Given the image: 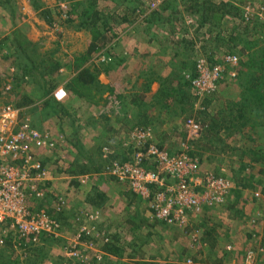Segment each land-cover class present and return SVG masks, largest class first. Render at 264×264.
<instances>
[{"label": "rangeland", "instance_id": "obj_1", "mask_svg": "<svg viewBox=\"0 0 264 264\" xmlns=\"http://www.w3.org/2000/svg\"><path fill=\"white\" fill-rule=\"evenodd\" d=\"M165 1L107 0L93 9L91 0H0V126L7 130L1 112L11 106L21 110V121L54 140L53 150L37 152L48 176L37 184L44 197H29V207L61 224L58 236L43 234L21 248L19 241L9 242L0 248V264H94V258L97 264H231L229 255L246 264L249 252L252 262L264 264V165L244 152L248 146L240 137L223 129L206 137L213 123L203 119V111L211 117L239 99V63L264 46V0ZM168 9L169 21L160 22ZM155 13L160 18L154 22ZM231 54L237 65L225 64ZM203 58L226 72L211 99L197 98L186 85ZM44 60L60 63L58 74L44 76ZM84 69H90L86 86L74 82ZM165 84L174 90L169 101L159 97ZM50 99L61 116L45 108ZM188 120L202 132L191 133ZM148 129L147 143L136 141V132ZM254 136L255 150L264 154L262 129ZM105 146L121 162L150 146L170 157L186 156L197 163V191L214 179L231 187L220 203L202 199L201 212L190 213L185 228L154 222L149 202L129 182L97 170ZM78 159L97 171L78 175ZM142 167L161 166L148 159ZM98 173L126 189L125 197L104 196L101 186L92 185ZM108 243L111 252L103 251Z\"/></svg>", "mask_w": 264, "mask_h": 264}, {"label": "built area", "instance_id": "obj_2", "mask_svg": "<svg viewBox=\"0 0 264 264\" xmlns=\"http://www.w3.org/2000/svg\"><path fill=\"white\" fill-rule=\"evenodd\" d=\"M238 61V56L231 54L225 57L224 62L237 65ZM196 62L197 76L188 75V81L199 97L215 94L219 83L224 80V65H212L205 58ZM1 116L7 130L2 128L3 124L0 126V248L13 240L19 241L21 248L23 241L32 239L31 242H37L43 234L58 236L61 230V224L54 217L44 211L35 213L29 207V197H44L37 184L46 181L48 176L37 152L53 150L56 144L49 134L32 126L29 120L21 121L20 109L7 106ZM186 127L194 134L202 131L201 125L194 120H188ZM149 135L150 129L141 130L136 132L135 138L138 142L147 143ZM102 158L106 161L102 170L105 175L120 182H129L133 192L149 202L150 217L154 222H166L171 226L185 228L190 213L197 216L201 212L202 199L205 198L209 205L220 203L231 187L221 179H214L211 186H206L205 190V186H199L201 192L197 191L193 185L197 163L186 156L170 157L154 146L135 152L129 162L115 159L113 150L105 146ZM148 159H155L162 168L159 171L144 169L142 166ZM64 204L62 199L57 202L58 212L63 211ZM85 230H81L78 241ZM246 260V264H255L252 262L253 252L247 254Z\"/></svg>", "mask_w": 264, "mask_h": 264}, {"label": "trees", "instance_id": "obj_3", "mask_svg": "<svg viewBox=\"0 0 264 264\" xmlns=\"http://www.w3.org/2000/svg\"><path fill=\"white\" fill-rule=\"evenodd\" d=\"M98 0H91V6L93 9L95 8ZM141 2V0H136L135 2L129 0L130 3H136ZM166 0L165 2H167ZM159 10V9H158ZM165 11V10H164ZM170 10H166L165 14L162 16L160 22L164 23L165 20L169 21V18L171 14H168ZM86 14V13H85ZM92 16H95L97 18L98 13L92 12ZM157 18H160V14H153L150 17V20L152 19L154 22L157 21ZM88 19V18H87ZM127 19V18H125ZM172 19V18H171ZM89 20V19H88ZM99 19L92 22L89 21L86 23V25H96L98 23ZM170 28L174 27V22L170 20L169 22ZM156 32H153L152 34H155ZM102 34V32H99V36ZM211 59V58H210ZM250 60V61H249ZM208 62L212 65L219 64L217 62H213L212 60ZM44 65H46V72L43 74L44 76L50 75L55 76L58 74V71L60 70V63L58 62H50L48 63L47 60L42 61ZM48 63V64H46ZM48 65V66H47ZM239 71L236 75V79L238 81V84L240 88L242 89V92L240 93V97L238 100L227 102L225 107H223L221 110L217 111L216 114L210 117V115H206L207 112L203 111L204 115V122H206L207 117L208 120H212V125L208 127L205 131L206 137L215 135L214 132H217L218 129L225 130L228 134V137H240V141L243 142V145L248 146L244 152L248 153L252 156V160L256 163H260L264 165V154L258 153L255 148L257 147L256 143L257 140L255 139V132H257L259 129H262V132L264 133V46L260 49L258 56L257 54L250 57L248 61H241L239 63ZM196 67H194V70L191 71L190 75L195 78L196 74ZM90 69H84L81 71L76 78L74 79V82H76L79 85H89L88 77L84 74H88ZM226 74V72H224ZM96 77L91 78V81H96ZM222 83V82H221ZM186 85L191 87L192 90L193 86L190 81H186ZM69 86V85H68ZM162 90L159 91V97L165 98L166 100H171L173 97L174 90L173 88H169V86L162 85ZM179 89H182L179 87ZM197 98L198 95H196ZM213 95H207L204 97V99H211ZM187 94H184L183 92V98H186ZM208 103L210 101H207ZM45 108H53L55 113L58 115H62V110H60L57 107V104H55L51 99L47 100L45 102ZM206 113V114H205ZM108 119L107 116H103ZM202 132V131H201ZM217 134V133H216ZM260 150V149H259ZM101 164L97 168V170L101 171L103 169V166L106 164V161L102 158L101 155ZM76 168H78V175L82 174H88L93 171H97L95 167L92 165L83 164L78 159L75 162ZM102 168V169H101ZM75 173V172H74ZM77 173V172H76ZM75 173V174H76ZM103 251L111 252L112 250V243L106 244V246H103ZM94 264H97L96 258H94Z\"/></svg>", "mask_w": 264, "mask_h": 264}, {"label": "crops", "instance_id": "obj_4", "mask_svg": "<svg viewBox=\"0 0 264 264\" xmlns=\"http://www.w3.org/2000/svg\"><path fill=\"white\" fill-rule=\"evenodd\" d=\"M106 2L107 0H98L97 1V3L98 2ZM99 172H101V171H99ZM100 175V176H99ZM96 176H98L99 178H98V180H96L95 178V180H94V184H92L93 186H101V190L103 191L102 193H104V196H108V195H112V193H114V194H116L117 195V197H120V199L122 198L123 199V197H125L124 196V191L126 190V189H124V188H121V187H117V186H115L116 185V183L115 182H111V181H108V179L105 177V176H103L102 175V173L101 174H96ZM93 178V177H92ZM88 180H89V177H88ZM66 186V185H65ZM67 186H68V184H67ZM113 194V195H114ZM129 205L130 204H128V207H129ZM140 209V208H139ZM137 211H138V208H137ZM138 214H139V211H138ZM163 225H165V224H163ZM155 230L156 231H158L159 232V230H157V228H155ZM156 231H151V232H154V233H156ZM164 240H165V242H168L169 244H170V241L167 239V236L165 235V233H164V236L162 237ZM239 257L238 256H235V255H229V261H231V264H239L238 262H237V260L236 259H238Z\"/></svg>", "mask_w": 264, "mask_h": 264}]
</instances>
